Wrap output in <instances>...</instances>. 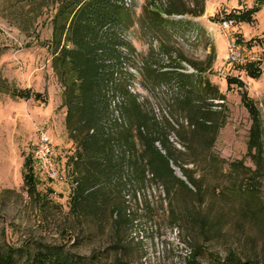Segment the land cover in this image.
<instances>
[{"label":"rangeland","instance_id":"rangeland-1","mask_svg":"<svg viewBox=\"0 0 264 264\" xmlns=\"http://www.w3.org/2000/svg\"><path fill=\"white\" fill-rule=\"evenodd\" d=\"M149 1L165 2L128 0L136 19ZM10 12L7 2L0 0V241L15 247L58 245L94 264H218L230 256L240 264H264V153L257 176V165L248 154L256 112L264 128V0H206L202 17L174 16L149 39L158 46L157 37L168 49L197 63L216 53L212 80L226 100L214 104L224 102L226 123L210 151L196 148L178 155L199 181L201 192L196 194L191 184L194 193L176 188L170 196L156 182L140 188L125 170L128 182L116 180L100 188L98 206L89 215L71 211L66 184H50L41 175L55 193L46 196L48 189L42 186L43 197L37 198L24 184L25 158L38 143L39 129L56 144L61 160L72 145L65 128L63 88L48 48L52 9L26 24L27 31ZM225 19L235 23L229 31L220 26ZM142 33L136 26L129 34L140 52L148 49L137 39ZM233 41L242 60L229 64L225 58ZM245 67L255 78L246 75ZM227 78L241 80L245 87L230 85ZM14 88L30 89L45 100L13 98L9 92ZM171 140L184 150L175 136ZM119 212H125L132 224H116Z\"/></svg>","mask_w":264,"mask_h":264},{"label":"trees","instance_id":"trees-1","mask_svg":"<svg viewBox=\"0 0 264 264\" xmlns=\"http://www.w3.org/2000/svg\"><path fill=\"white\" fill-rule=\"evenodd\" d=\"M4 1L23 31L45 9H52L48 48L52 50V69L63 88L65 128L72 145L59 163L67 170L66 203L72 212H94L100 188L116 180L123 182L125 170L140 188L156 182L170 196L176 188L194 193L191 184L196 194L201 192L199 181L180 163L178 155L191 154L196 148L210 151L226 123L224 102L214 104L226 100L212 80L216 53L213 50L197 63L181 51L168 49L165 41L156 37L159 44L154 46L149 39L174 16L202 17L206 0L193 5L184 0L149 1L138 19L128 0ZM136 26L143 32L137 39L148 44L147 51L140 52L130 38ZM184 62L194 72H189ZM243 71L253 77L249 68ZM227 81L245 87L241 80ZM9 94L45 100L30 89L22 92L14 88ZM252 120L248 154L257 165V176L264 153V128L259 113L253 114ZM173 136L184 150L174 145ZM174 167L188 183L177 176ZM256 176L252 177L255 189L259 181ZM23 179L27 189L36 192V198L43 197L42 186L48 189L46 196L55 193L35 169L32 153L25 158ZM115 222L132 224L125 212H119ZM217 263L240 264L235 256ZM0 264L94 262H85L58 245L15 247L0 241Z\"/></svg>","mask_w":264,"mask_h":264},{"label":"built area","instance_id":"built-area-1","mask_svg":"<svg viewBox=\"0 0 264 264\" xmlns=\"http://www.w3.org/2000/svg\"><path fill=\"white\" fill-rule=\"evenodd\" d=\"M232 19H225L220 22L223 30L229 31L234 26ZM226 63L235 64L242 60L236 42H230L226 55ZM39 140L32 151V159L35 169L48 181L56 184H66L67 170L59 163L56 144L51 140L43 129L38 131ZM76 184V183H75Z\"/></svg>","mask_w":264,"mask_h":264},{"label":"water","instance_id":"water-1","mask_svg":"<svg viewBox=\"0 0 264 264\" xmlns=\"http://www.w3.org/2000/svg\"><path fill=\"white\" fill-rule=\"evenodd\" d=\"M174 169H176V168H174ZM180 171V170H179ZM178 170H176V174H177V176L178 177H180L182 180H184V181H186L187 182V180H186V178L182 175V173L181 172H179ZM188 183V182H187Z\"/></svg>","mask_w":264,"mask_h":264}]
</instances>
